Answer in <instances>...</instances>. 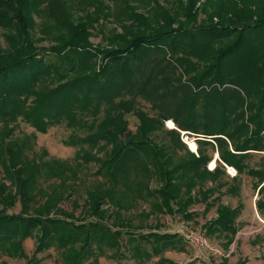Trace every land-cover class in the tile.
<instances>
[{
  "label": "trees",
  "instance_id": "1",
  "mask_svg": "<svg viewBox=\"0 0 264 264\" xmlns=\"http://www.w3.org/2000/svg\"><path fill=\"white\" fill-rule=\"evenodd\" d=\"M39 1L0 0L7 42L0 44V123L6 129L19 119L41 134L64 124L71 129L64 143L77 150L70 162L36 161L28 138L0 144V259L39 264L37 254L53 248L62 264H98L105 251L117 261L170 262L163 251L184 250L186 239L132 231L140 200L150 202L136 213L140 219L168 213L191 221L197 215L191 206L203 205V214L214 209L201 230L225 239L228 249L242 206L221 197L238 194L241 174L256 179L255 206L264 219V161L248 163L264 151V0H175L170 10L153 0L155 18L128 14L132 26L119 23L122 33L107 34L105 46L89 40L96 19L87 17L77 25L69 20L54 45L37 47L30 13ZM64 19L56 22L64 27ZM138 97L153 116L137 107ZM130 112L139 122L135 132L124 118ZM168 120L177 129H166ZM162 131L168 142L157 145L151 135ZM181 132L195 138L196 152ZM90 162L103 181L79 205L65 188ZM224 164L236 171L230 181ZM42 178L59 182L42 188ZM66 200L71 211L61 206ZM16 203L19 211L9 213ZM31 237L36 244L27 256L23 243Z\"/></svg>",
  "mask_w": 264,
  "mask_h": 264
},
{
  "label": "rangeland",
  "instance_id": "2",
  "mask_svg": "<svg viewBox=\"0 0 264 264\" xmlns=\"http://www.w3.org/2000/svg\"><path fill=\"white\" fill-rule=\"evenodd\" d=\"M45 1L46 0L39 1L34 8L36 11L30 13L32 22L34 23L33 28L30 29V33L32 38L35 39L37 47L41 45H54L56 43L54 39L58 32L68 31L67 27L69 20L73 22L72 25H77L79 22L86 20L87 17L96 19L94 22L92 21V27L88 28L91 34L89 40L94 45L105 46L107 45L105 40L107 34L113 35L115 33H122L119 23L126 27L132 26V21L129 20L128 14L134 12L155 18L154 14L156 12V6L153 0H102L106 8H103V6L99 7L100 3L97 0H59L58 3H56V7L53 6L55 2L46 3ZM157 1L166 6L169 10L174 7L172 4L175 0ZM60 9H62V12ZM100 10L102 11L101 13H99ZM52 12H57V15L54 16ZM59 15H61V18H65L63 20L64 27L59 25L60 22H56ZM114 30L115 32H113ZM5 32L6 30L0 27V44L3 47L7 45L4 39ZM137 107L146 111L150 116L154 115V111L151 109L150 104L139 97L137 98ZM124 118L128 123V130L135 132L139 124L136 116L130 112V114H126ZM170 121L171 120L165 122V128L177 129L175 123ZM7 132L8 134H6ZM31 133L35 135L30 137ZM70 134L71 129L64 124H57L54 127H50L45 133L41 134L19 119L15 124L8 126L6 129L4 125L0 123V144L3 142L8 143L14 138L20 141L24 138H28L31 147L27 153L30 158L36 161H50L52 159L57 161H72L77 147H69L64 143ZM151 136L154 143L157 145H163V143L168 142V138L163 131L154 133ZM180 138L185 143L187 149L194 150V152L197 151L195 149V138L193 136L188 137V135H183V132H181ZM217 156L218 154L215 153L214 160L215 158L219 159ZM214 160L208 163L209 168L214 167ZM262 161H264V151L261 153H253L248 158V163L253 167ZM97 170V164L94 162L87 163V165L83 166V169L78 172V179L73 182H68L69 188H65V190L72 191L71 200L75 198L79 205H83L87 198V192L103 181V177L97 174ZM227 174L228 177H225L224 180L230 181V178L236 174V171L229 168L227 169ZM3 176L4 173L0 170V179ZM238 177L240 182L238 194L234 196L225 194L221 197L222 203L230 207H234L237 204L242 206L241 213L237 217L239 230L235 234V239L228 249H225L222 244L225 239L219 236H205L201 230V225L205 223V219L214 216V209L203 214V205L197 204L191 206L190 208L197 212V215L191 221L183 220L178 214L170 215L168 213L159 215L158 217L152 216L147 219H140L136 216V213L147 210L150 202H145L144 200L136 201L135 206L132 208L134 224L133 229H131L132 231H156L159 233L178 232L186 239L184 250L170 248L163 251L164 253L161 257L164 256L169 259L170 262L159 261L160 256H157L152 257L148 261L144 260L142 264H236L238 260H245L242 264H264V219L258 214L255 206V201L260 198L261 195H258V191L254 189L253 185L256 181L255 178L245 174H241ZM150 180L149 185L152 188L159 186L154 176H152ZM57 182H59V180L48 178H42L38 181L42 188H44V186L48 187V185L56 184ZM5 183L10 185L8 180H5ZM207 185H210V183H207ZM224 188L225 187L221 190H224ZM262 196H264V192ZM40 202H42V200H40ZM61 206L67 211H71L70 201L66 200L62 202ZM19 209V203H16V206L8 210V212L16 213ZM80 209L81 208L78 207L74 210L76 216L80 214ZM89 219L93 218L91 217ZM253 239H256L257 242L253 243ZM35 244L34 237L27 238L24 241L23 249L27 256L32 254ZM105 252V257H100L98 264H137L133 259L128 258H120L119 261H117L108 255L109 251ZM37 256V258L40 259L39 264H62L59 255L53 248L38 253ZM224 258L227 259L226 262L222 261ZM25 262L26 259H13L4 255L0 259V264H25Z\"/></svg>",
  "mask_w": 264,
  "mask_h": 264
},
{
  "label": "water",
  "instance_id": "3",
  "mask_svg": "<svg viewBox=\"0 0 264 264\" xmlns=\"http://www.w3.org/2000/svg\"><path fill=\"white\" fill-rule=\"evenodd\" d=\"M194 145H195V149H196V144L194 143ZM191 150V149H190ZM192 151H194V150H192ZM218 157V156H217ZM216 159V158H215ZM225 165V164H224ZM215 166V165H214ZM226 166V165H225ZM227 167V166H226ZM227 169H229V167H227ZM232 169V168H231ZM233 170V169H232Z\"/></svg>",
  "mask_w": 264,
  "mask_h": 264
},
{
  "label": "bare ground",
  "instance_id": "4",
  "mask_svg": "<svg viewBox=\"0 0 264 264\" xmlns=\"http://www.w3.org/2000/svg\"><path fill=\"white\" fill-rule=\"evenodd\" d=\"M234 170V169H233Z\"/></svg>",
  "mask_w": 264,
  "mask_h": 264
},
{
  "label": "crops",
  "instance_id": "5",
  "mask_svg": "<svg viewBox=\"0 0 264 264\" xmlns=\"http://www.w3.org/2000/svg\"><path fill=\"white\" fill-rule=\"evenodd\" d=\"M171 122V121H170Z\"/></svg>",
  "mask_w": 264,
  "mask_h": 264
}]
</instances>
